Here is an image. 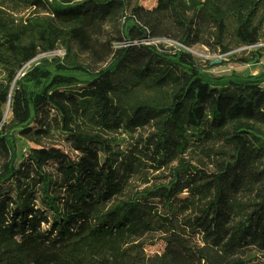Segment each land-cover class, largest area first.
Returning <instances> with one entry per match:
<instances>
[{
  "label": "trees",
  "instance_id": "obj_1",
  "mask_svg": "<svg viewBox=\"0 0 264 264\" xmlns=\"http://www.w3.org/2000/svg\"><path fill=\"white\" fill-rule=\"evenodd\" d=\"M7 2L42 11L18 20ZM162 37L255 46L264 0H0V264H264V71L212 76L147 42ZM145 125L144 146L115 149L112 132ZM20 140L35 146L20 156ZM149 159L178 165L130 188Z\"/></svg>",
  "mask_w": 264,
  "mask_h": 264
},
{
  "label": "rangeland",
  "instance_id": "obj_2",
  "mask_svg": "<svg viewBox=\"0 0 264 264\" xmlns=\"http://www.w3.org/2000/svg\"><path fill=\"white\" fill-rule=\"evenodd\" d=\"M140 4L145 8L152 9L157 5L158 0H139ZM5 11L8 15H11L18 20L21 18H25L29 16L33 12L42 11V9H36L34 7L27 6L26 4H14L13 2H7L5 5ZM119 26H115L110 28V35H116ZM213 30H209V35L207 36V40L210 43H214L215 39L212 37ZM152 41L159 46L164 48H173V49H183L186 51L191 52L195 59L204 65L206 71L212 76H228L232 75L233 73L239 75H256L260 74L264 71V49L262 50V58L258 63H241L240 58L248 56L251 51L257 50L260 47H264V40L255 45L254 47L250 46H242L236 47L231 49L229 52H223L220 46H210L208 44H197L193 46L190 51L185 48L184 45L179 43L176 40L162 37V38H155L152 40H148L147 42L150 43ZM119 44L115 43V47ZM65 50L63 48H58L55 51L40 54L37 58L31 61L27 66L26 70L32 67L34 64H37L42 57H54V56H64ZM216 62V63H215ZM12 114H7L5 118L7 121L10 120ZM156 132V128L154 125H145L144 127L138 128L135 132H130L128 130L121 129L117 132H112L111 137L115 139V149L122 153L130 154L132 150L137 147L144 146L145 143L148 142V139ZM154 138V137H153ZM156 138V137H155ZM58 147L62 148L65 152L69 153L72 157H75L77 153L73 151L71 146L67 142L58 141L56 144ZM32 146H35L33 142H29L26 140H20L18 143L20 156L26 154L28 149ZM184 156L192 162L207 168L213 169L212 159L206 157L204 154L200 153L197 149H189ZM151 157V156H150ZM154 164L153 161L150 159L147 160V165L145 166L144 170L139 174L135 175L132 180L130 181V188L137 189V188H144L149 186L155 182H163L167 181L170 178L171 170L175 166L178 165V160L173 161L169 165L163 164L161 168L157 169L152 167ZM146 179L150 182L146 183ZM155 238V237H153ZM152 238V239H153ZM156 244L152 247H149V251L151 253H161L163 252L165 246L164 242L157 236L155 238Z\"/></svg>",
  "mask_w": 264,
  "mask_h": 264
},
{
  "label": "bare ground",
  "instance_id": "obj_3",
  "mask_svg": "<svg viewBox=\"0 0 264 264\" xmlns=\"http://www.w3.org/2000/svg\"><path fill=\"white\" fill-rule=\"evenodd\" d=\"M185 48H187V47H185ZM187 49L193 52V50L191 48H187ZM10 113H11V109H10V105L8 104L7 108H6V112H5V118L7 117V114H10Z\"/></svg>",
  "mask_w": 264,
  "mask_h": 264
},
{
  "label": "built area",
  "instance_id": "obj_4",
  "mask_svg": "<svg viewBox=\"0 0 264 264\" xmlns=\"http://www.w3.org/2000/svg\"><path fill=\"white\" fill-rule=\"evenodd\" d=\"M250 47H254V46H250ZM28 64H29V63H28ZM28 64H27V65H28Z\"/></svg>",
  "mask_w": 264,
  "mask_h": 264
},
{
  "label": "water",
  "instance_id": "obj_5",
  "mask_svg": "<svg viewBox=\"0 0 264 264\" xmlns=\"http://www.w3.org/2000/svg\"><path fill=\"white\" fill-rule=\"evenodd\" d=\"M216 63V62H215Z\"/></svg>",
  "mask_w": 264,
  "mask_h": 264
}]
</instances>
